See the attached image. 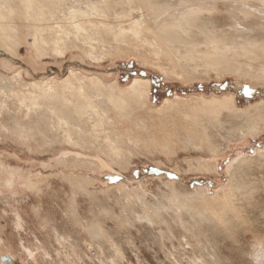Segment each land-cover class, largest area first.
<instances>
[{"label":"rangeland","instance_id":"1","mask_svg":"<svg viewBox=\"0 0 264 264\" xmlns=\"http://www.w3.org/2000/svg\"><path fill=\"white\" fill-rule=\"evenodd\" d=\"M249 3L252 7H230L218 0L214 10L201 14L204 28L234 39L259 38L264 31V0ZM30 39L27 37V43ZM4 51L11 60L6 65L0 62V73L10 76L19 69L26 81L60 76L70 66L104 80L116 78L120 84L133 76L146 77L152 105L174 94L231 92L238 106L264 100L262 79L252 77L249 81L230 73L218 76L212 70L193 73L185 80L172 78L142 65L133 54L92 61L77 49H67L63 55L48 51L49 55L37 59L23 43L15 51L0 49V57ZM235 60L251 62L244 57ZM183 111L188 115L186 121L181 112L174 113L175 121L183 127H192L191 119L205 122L208 115L187 108ZM5 120L8 117L3 119L6 124ZM192 133L197 140H207V147L185 145L180 138L167 141L163 136L155 139L158 145H152L153 141L142 146L135 140L134 149H126L125 167L100 156V164L93 168L56 161L61 156L96 160L95 153L67 145L49 146L36 131L0 132V264H188L190 258L200 262L205 257L217 258L220 264H264V131L245 139H224L216 132L199 129ZM211 134L217 141L210 142ZM240 159L239 177L252 179L250 188L240 195V220L234 219L231 226L199 220L193 224L190 199L197 197V203L204 204L201 196L216 193L222 197L230 168ZM202 162L214 163L216 170L204 169ZM81 178L88 182L78 183ZM26 179H31V187L24 184Z\"/></svg>","mask_w":264,"mask_h":264},{"label":"bare ground","instance_id":"2","mask_svg":"<svg viewBox=\"0 0 264 264\" xmlns=\"http://www.w3.org/2000/svg\"><path fill=\"white\" fill-rule=\"evenodd\" d=\"M34 2L44 8L36 7ZM208 2L212 5H207ZM217 2L0 0V49L15 51L19 44H28L37 59L48 51L50 55H63L67 49H77L92 61L106 56L133 54L142 65L151 66L167 77L185 80L193 73L206 74L212 70L218 76L230 73L249 81L252 77L264 81V31L260 32L259 38L242 36L234 39L233 35L218 34L204 28L201 14L214 10ZM222 2L230 7L253 5L249 0ZM27 37H31L30 43H27ZM8 55L4 51V56L0 57L3 65L11 60ZM238 57L257 64L240 63L235 60ZM60 74L26 81L19 69L10 76L0 73V132L32 134L36 131L49 146L67 145L98 156L96 160L77 159L75 156L57 159V163L67 166L74 163V167L86 165L95 168L103 157L110 164L125 167L128 161L126 149L133 150L135 140H139L142 146L153 141L152 145H158L155 139L161 136L167 141L180 138L185 145L207 147L209 142L197 140L193 129L216 132L224 139L230 136L245 139L264 131L262 98L238 106L231 92L207 96L200 93L174 94L152 105L149 101L150 80L146 77L133 76L127 83L120 84L116 78L104 80L94 73L71 66ZM185 108L201 115L208 114L203 119L206 123L198 124L195 119L190 120L192 127L177 123L174 113L181 112L183 121H186ZM3 116L9 119L8 122L5 120L6 124ZM215 134H211L210 142L217 141ZM242 161L240 159L231 166L228 187L222 197L216 193L201 196L205 198L202 200L204 204H198L197 197L190 199L193 224L199 220L231 226L234 219L240 220L239 202L243 197L240 195L252 185L251 178L247 180L244 175H238ZM202 167L211 172L216 170L214 163L202 162ZM31 179H26L24 184L31 187ZM77 182L83 184L88 181L81 178ZM91 245L88 243L89 248ZM97 249L101 251L100 246ZM197 259L190 258L187 262L220 264L214 257H200V262Z\"/></svg>","mask_w":264,"mask_h":264},{"label":"water","instance_id":"3","mask_svg":"<svg viewBox=\"0 0 264 264\" xmlns=\"http://www.w3.org/2000/svg\"><path fill=\"white\" fill-rule=\"evenodd\" d=\"M193 89H195V88L193 87ZM3 259H6V261L10 260V258H8V257H4Z\"/></svg>","mask_w":264,"mask_h":264}]
</instances>
